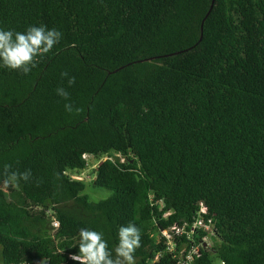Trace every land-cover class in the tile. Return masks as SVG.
<instances>
[{"label":"trees","instance_id":"1","mask_svg":"<svg viewBox=\"0 0 264 264\" xmlns=\"http://www.w3.org/2000/svg\"><path fill=\"white\" fill-rule=\"evenodd\" d=\"M211 3L0 0V27L62 33L27 75L0 67L4 264H79L81 228L115 259L130 223L135 264H172L157 231H190L199 201L214 226L193 264H264V0ZM84 154L109 157L92 171L107 198L68 174Z\"/></svg>","mask_w":264,"mask_h":264},{"label":"clouds","instance_id":"2","mask_svg":"<svg viewBox=\"0 0 264 264\" xmlns=\"http://www.w3.org/2000/svg\"><path fill=\"white\" fill-rule=\"evenodd\" d=\"M62 33L47 26H30L23 32L0 27V67L9 70H20L27 75L36 66V58L49 53L59 43ZM68 77L67 72H62ZM75 83L74 77H68V84ZM56 94L65 100L68 93L63 87L56 89ZM67 111L72 105L65 104ZM15 176V174H13ZM27 179V174H21ZM119 243L115 247L116 258L101 232L81 228L79 231L78 254L71 259L79 264H134L133 253L140 246V231L134 224L121 226L118 232ZM122 258V259H121Z\"/></svg>","mask_w":264,"mask_h":264},{"label":"built area","instance_id":"3","mask_svg":"<svg viewBox=\"0 0 264 264\" xmlns=\"http://www.w3.org/2000/svg\"><path fill=\"white\" fill-rule=\"evenodd\" d=\"M119 155V154H117ZM87 156H93L91 154H84L83 158L87 160ZM107 156V155H106ZM109 158L108 156L106 159ZM112 159V157H111ZM123 158H121L122 160ZM71 176V175H70ZM72 177V176H71ZM73 178V177H72ZM52 214L51 211L48 212ZM170 212L167 211L163 214V216L167 217ZM213 218L214 214H210L207 206L203 201L198 202V209L195 212V216L191 223L190 231H187L184 226L173 225L171 228L159 229L157 234L163 239L164 249L163 251L171 256V259L174 261L172 264H193L194 259L200 253V243H195L192 239L193 234L196 232H203L208 234H213ZM52 232L56 231L59 222L55 217H52ZM186 234L190 243H185L182 241L181 236ZM207 236H203L202 240L207 241ZM207 246L206 244H203ZM162 253L157 252L155 254L154 260H156ZM19 264H37V263H29L22 262ZM218 264H224V261H218Z\"/></svg>","mask_w":264,"mask_h":264},{"label":"rangeland","instance_id":"4","mask_svg":"<svg viewBox=\"0 0 264 264\" xmlns=\"http://www.w3.org/2000/svg\"><path fill=\"white\" fill-rule=\"evenodd\" d=\"M106 155H101V156H87V167L81 171H71L68 172L69 175H71L73 177V179H77V180H82L85 183V189L83 191L84 194L88 195L89 199L92 201H98L100 199H104L107 198L110 195V190L105 189V188H99V187H95L92 184V181L94 179V174L92 173L93 169H95L97 167V165H99L102 161H104L106 159ZM113 158H117L120 157L117 154H112ZM123 160V159H122ZM211 245V241L209 239V245ZM122 259V258H121ZM44 261H41V264H43ZM216 263L218 264V261L216 260ZM0 264H4L1 261V256H0ZM124 264H126V262H124ZM134 264H135V260H134Z\"/></svg>","mask_w":264,"mask_h":264},{"label":"water","instance_id":"5","mask_svg":"<svg viewBox=\"0 0 264 264\" xmlns=\"http://www.w3.org/2000/svg\"><path fill=\"white\" fill-rule=\"evenodd\" d=\"M213 1H214V0H212L211 6H210V8H209V10H208L207 14L209 13L210 9L212 8ZM207 14H206L205 16H207ZM204 18H205V17H204ZM203 20H204V19H203ZM201 28H202V25H201Z\"/></svg>","mask_w":264,"mask_h":264}]
</instances>
